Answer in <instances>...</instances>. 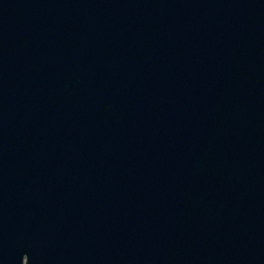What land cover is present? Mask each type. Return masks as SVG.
<instances>
[{
  "label": "water",
  "instance_id": "obj_1",
  "mask_svg": "<svg viewBox=\"0 0 264 264\" xmlns=\"http://www.w3.org/2000/svg\"><path fill=\"white\" fill-rule=\"evenodd\" d=\"M0 264H264V0H0Z\"/></svg>",
  "mask_w": 264,
  "mask_h": 264
}]
</instances>
